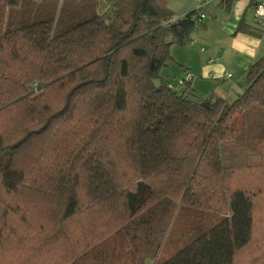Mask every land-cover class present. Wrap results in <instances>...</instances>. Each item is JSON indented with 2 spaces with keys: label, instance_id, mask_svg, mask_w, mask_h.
<instances>
[{
  "label": "trees",
  "instance_id": "trees-1",
  "mask_svg": "<svg viewBox=\"0 0 264 264\" xmlns=\"http://www.w3.org/2000/svg\"><path fill=\"white\" fill-rule=\"evenodd\" d=\"M169 1L0 0V264H81L114 234L135 264H264V55L230 103L178 90L160 72L195 12Z\"/></svg>",
  "mask_w": 264,
  "mask_h": 264
},
{
  "label": "crops",
  "instance_id": "crops-1",
  "mask_svg": "<svg viewBox=\"0 0 264 264\" xmlns=\"http://www.w3.org/2000/svg\"><path fill=\"white\" fill-rule=\"evenodd\" d=\"M197 7L205 16L201 27L191 33L188 44L170 47L174 64L162 69L160 77L181 90L186 87L180 84L185 73H191L193 77L187 85L195 95L230 103L242 92L248 68L264 55V35L252 23L253 1H169L174 19ZM168 75L173 78L170 80ZM225 75L231 77L225 78ZM177 247H172L169 253L162 248L158 260L174 254Z\"/></svg>",
  "mask_w": 264,
  "mask_h": 264
},
{
  "label": "rangeland",
  "instance_id": "rangeland-1",
  "mask_svg": "<svg viewBox=\"0 0 264 264\" xmlns=\"http://www.w3.org/2000/svg\"><path fill=\"white\" fill-rule=\"evenodd\" d=\"M171 80V75H168ZM176 84V83H175ZM192 217L188 211H179L170 221L167 234L163 241L165 253H169L172 247L179 246V243L188 239L192 234L189 222ZM137 253L134 250L128 236L123 234H114L106 238L102 244L91 250L85 258L80 260L81 264H135ZM152 261H146L145 264H151Z\"/></svg>",
  "mask_w": 264,
  "mask_h": 264
},
{
  "label": "built area",
  "instance_id": "built-area-1",
  "mask_svg": "<svg viewBox=\"0 0 264 264\" xmlns=\"http://www.w3.org/2000/svg\"><path fill=\"white\" fill-rule=\"evenodd\" d=\"M102 8V12H106L109 7L111 0H95ZM200 1V0H199ZM253 1V10H252V23L256 31L264 35V0H252ZM194 14L192 16L193 21L195 22V28L197 29L203 19L205 18L204 14L200 11V8L197 7L194 10ZM176 19H172L170 23L175 22ZM193 75L191 73H185V77L183 81L180 83L181 85H185L190 82ZM231 75H225V78H230Z\"/></svg>",
  "mask_w": 264,
  "mask_h": 264
},
{
  "label": "water",
  "instance_id": "water-1",
  "mask_svg": "<svg viewBox=\"0 0 264 264\" xmlns=\"http://www.w3.org/2000/svg\"><path fill=\"white\" fill-rule=\"evenodd\" d=\"M153 83H154L155 87H158L160 85L158 81H154Z\"/></svg>",
  "mask_w": 264,
  "mask_h": 264
}]
</instances>
